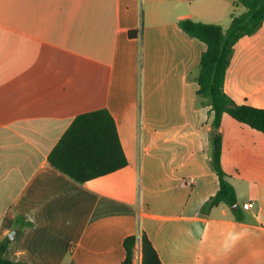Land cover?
Segmentation results:
<instances>
[{
    "label": "crops",
    "instance_id": "0c3cea01",
    "mask_svg": "<svg viewBox=\"0 0 264 264\" xmlns=\"http://www.w3.org/2000/svg\"><path fill=\"white\" fill-rule=\"evenodd\" d=\"M235 1L0 0L6 259L123 264L124 240L144 232L162 264H264V134L223 116L222 165L241 219L224 204L203 214L219 190L214 112L197 105L189 75L207 46L179 25L226 29ZM225 92L264 109V23L236 44ZM100 109L113 117L128 165L80 185L49 155L78 115ZM139 256L138 244L134 264Z\"/></svg>",
    "mask_w": 264,
    "mask_h": 264
},
{
    "label": "trees",
    "instance_id": "16d2710c",
    "mask_svg": "<svg viewBox=\"0 0 264 264\" xmlns=\"http://www.w3.org/2000/svg\"><path fill=\"white\" fill-rule=\"evenodd\" d=\"M242 8L243 12H239ZM264 23V0H236L228 28L183 19L180 28L190 37L207 46L194 73L197 105L210 106L214 112L210 132V167L219 180V190L203 206L202 213L224 204L240 217L236 191L222 165V134L220 127L225 114L264 134V109L236 103L225 92V81L235 46L246 36L258 32ZM49 163L80 185L107 176L128 165L116 123L106 109L78 115L49 155ZM30 223H24L23 227ZM11 241L0 244V264H26L4 257ZM140 245L141 264H162L156 249L144 232L124 240L126 257L123 264H134L135 249Z\"/></svg>",
    "mask_w": 264,
    "mask_h": 264
},
{
    "label": "water",
    "instance_id": "95a60500",
    "mask_svg": "<svg viewBox=\"0 0 264 264\" xmlns=\"http://www.w3.org/2000/svg\"><path fill=\"white\" fill-rule=\"evenodd\" d=\"M17 235H18V231L17 230H14L11 234H10V239L12 240V241H14L15 239H16V237H17Z\"/></svg>",
    "mask_w": 264,
    "mask_h": 264
},
{
    "label": "built area",
    "instance_id": "2783aa9c",
    "mask_svg": "<svg viewBox=\"0 0 264 264\" xmlns=\"http://www.w3.org/2000/svg\"><path fill=\"white\" fill-rule=\"evenodd\" d=\"M244 208H245V209H249V208H251V204H245V205H244ZM138 259H139V264H141V257L139 256Z\"/></svg>",
    "mask_w": 264,
    "mask_h": 264
},
{
    "label": "rangeland",
    "instance_id": "374dc122",
    "mask_svg": "<svg viewBox=\"0 0 264 264\" xmlns=\"http://www.w3.org/2000/svg\"><path fill=\"white\" fill-rule=\"evenodd\" d=\"M136 264H139V259L138 258L136 259Z\"/></svg>",
    "mask_w": 264,
    "mask_h": 264
}]
</instances>
